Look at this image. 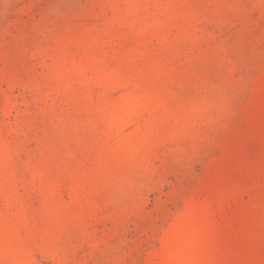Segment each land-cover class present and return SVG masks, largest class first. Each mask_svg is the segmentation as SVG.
Returning a JSON list of instances; mask_svg holds the SVG:
<instances>
[{
    "label": "rangeland",
    "instance_id": "obj_1",
    "mask_svg": "<svg viewBox=\"0 0 264 264\" xmlns=\"http://www.w3.org/2000/svg\"><path fill=\"white\" fill-rule=\"evenodd\" d=\"M0 264H264V0H0Z\"/></svg>",
    "mask_w": 264,
    "mask_h": 264
}]
</instances>
